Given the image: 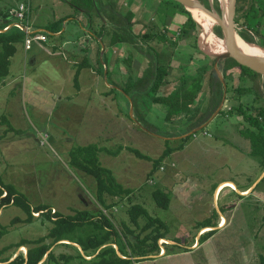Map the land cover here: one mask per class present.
I'll return each mask as SVG.
<instances>
[{
  "label": "rangeland",
  "instance_id": "obj_1",
  "mask_svg": "<svg viewBox=\"0 0 264 264\" xmlns=\"http://www.w3.org/2000/svg\"><path fill=\"white\" fill-rule=\"evenodd\" d=\"M26 1L30 2L28 18L15 20L28 26L30 31L40 32L36 29L59 18L62 8L80 22L82 29H87L90 18L99 23L95 12L91 13L92 16L83 14L65 0H0V9L11 8L13 13L20 2ZM210 2L214 5L213 1ZM193 13L198 19L203 14L201 11ZM181 17L170 23V33L184 26ZM74 19L63 22L61 35L51 34L47 42L35 40L31 50L25 49L24 42L18 43L9 74L0 77V179L14 184L33 205L46 203L53 207V212L59 210L70 214L76 209L97 210L101 205L97 201L95 179L72 167L69 155L78 146L92 143L104 146L111 152L100 153L102 164L112 169L120 183L134 190L122 201L116 197L108 199V203L118 202L117 211H113L115 215L112 216L109 210V216L116 225L123 221L129 223V206L141 203L151 214L168 222V238L173 242L167 243L175 244L167 249L164 244L167 240L161 238L159 253L140 261L132 257L130 264H258L259 254L264 253V180L252 193L242 195L236 188L225 186L218 196L215 194L223 181L233 180L238 189H243L263 173L256 157L250 154L244 136L238 131L237 123L241 118L231 112L230 118L219 114L204 128L187 135L188 138H179L177 136L181 133L177 126L165 121L166 107L161 104L156 116L146 117L152 131L148 130L137 120V111L131 114L129 97L119 90L108 92L113 86L109 82L114 78L111 72L107 80L102 68L97 76L90 70L83 71V92L76 96L74 68L69 64L67 53L54 56L48 50L57 41L62 44L74 37H83ZM203 19V23L198 20L200 33L204 28L207 33L217 36L206 22L205 13ZM235 25L238 31V24ZM216 38L220 42L221 37ZM200 45L204 49L203 44ZM122 46L119 43L114 47L107 46V53L111 54ZM64 48L75 53L73 43L63 45ZM35 55L38 60L33 64ZM79 56L82 55L74 57ZM51 59H55L59 66L54 68L48 64ZM93 60L89 58L88 61L92 63ZM100 63L101 67V55ZM259 82V88L255 89L246 78L248 87L240 95L230 91L225 108L238 105L240 101L255 105L264 102V87H261L262 80ZM44 134L48 136L43 137V144L41 137ZM179 145L182 148L158 160L168 146ZM126 147L139 149L151 159L140 158ZM116 150L118 152L114 153ZM156 188L165 189L171 195L169 208L157 205L153 196ZM34 215L38 219L33 222H13L16 217L24 220L27 214L13 204L0 209V229L7 227V232L0 238V250L6 248L0 260L14 257L20 251L27 253L28 244L20 247L16 244L48 233L52 222L39 218V212ZM210 216L212 224L218 226L217 232L201 243V235L210 229L202 230L199 224ZM222 217L225 222L220 225ZM140 223H144L143 218ZM114 246L119 250L117 244ZM52 248L57 257L77 254L75 248L58 243ZM68 264L88 262L75 258Z\"/></svg>",
  "mask_w": 264,
  "mask_h": 264
},
{
  "label": "trees",
  "instance_id": "obj_2",
  "mask_svg": "<svg viewBox=\"0 0 264 264\" xmlns=\"http://www.w3.org/2000/svg\"><path fill=\"white\" fill-rule=\"evenodd\" d=\"M70 3L76 10H83L87 14L95 12L100 27L102 30L96 29L97 22L93 19L89 20V29H94V34L101 36L103 31L106 30V36H110L106 39V51L102 55V74L106 75L107 80L109 74L112 72L109 68L112 57L107 53V46L114 47L117 43L128 44L131 46H137L139 49H144L147 44L148 51L153 49L157 50V44L161 42H172L171 37L168 35L169 28L164 30L157 29L155 31V25L152 26L149 31H145L140 34H134V11L127 9L125 11L120 10L118 7V0H65ZM137 0H130L134 2ZM146 3H151L154 8V13L158 14L160 19L164 17L162 24L166 27L170 18H173L178 12L186 15L187 19L184 22V26L180 30L175 31L174 36L179 38L190 37L193 44L198 47L197 40L200 34V25L193 18L192 13L186 9L182 4L174 0H140ZM206 6L209 7V0H200ZM216 10L220 13L219 0H213ZM21 3V2H20ZM19 3V4H20ZM19 6V5H18ZM101 14L108 19L106 24L104 23ZM207 22L213 31L220 37L223 36L222 29L218 24L214 23V20L209 15L205 14ZM68 17V16H67ZM67 17H62L51 21L44 34L50 36L57 32H60L63 27V22ZM18 22L15 20L11 8L0 9V77H5L10 72L11 58L14 56L17 50V44L25 41L26 32L13 25L6 29L9 25ZM235 22L238 24V34L248 42L256 43L264 47V0H237ZM203 29V28H202ZM166 31V32H165ZM159 36V37H155ZM202 43L205 48L215 53L222 52L224 46L219 42L214 41L202 31ZM259 37H262L259 38ZM175 38V40H176ZM156 39V43H155ZM161 53L155 51L150 52V64L146 68L144 74L140 78H134L131 73L124 76V85H120L118 82L112 83L110 93L113 90L121 91L125 96L129 97L133 104V112L137 111L139 118L137 120L143 126L145 125L148 130H151L150 124L146 120V114L149 112L151 106L155 103L164 104L168 115H183L187 122V126L180 130L181 134L191 132L197 127H200L207 122L216 109L219 107L224 92L226 90V100L230 91L241 94V91L248 87L246 85V78L252 77L254 79L253 87L258 89V83L262 80V86L264 87V76L241 66L233 58H225L218 61V67L223 73L225 84L219 78L215 70V57L211 58L210 62L204 63L199 67V73L192 78L187 84L186 76L189 74L188 70L184 71L179 77L180 83L178 86H174L172 89L161 90L162 86L170 82L168 78H172L171 70L174 66L169 62L165 64L160 58ZM118 61V57L116 58ZM106 65V66H105ZM83 63L77 66L74 74V85L77 89L80 88V69L83 67ZM106 69V70H105ZM209 74L210 78V92L204 94L203 81L206 74ZM237 75V77H236ZM238 79V84L236 81ZM261 93V91L259 90ZM262 96V93L260 94ZM232 96H234L232 94ZM264 100V99H263ZM235 113L243 121L240 126V133L248 138L251 142L250 154L256 157L257 161L261 165L262 171H264V102L259 105L251 104L249 102H239L238 105L232 104L229 108L224 107L220 110L219 114ZM218 114V115H219ZM152 131V130H151ZM189 136V135H188ZM188 136L186 138H188ZM169 139L167 140V142ZM140 158L151 157L144 154L139 149L133 147H126ZM182 148V145L177 147L168 146L161 157L164 158L174 152L176 149ZM102 151L111 152L104 146L97 144H88L78 146L70 151L69 163L72 167L80 170L95 179L97 189V201L101 205L99 209L94 210L90 208L76 209L74 213L65 214L59 210L53 212V207L46 203L33 205L29 198L21 192L14 184L5 183L0 179V209L9 204H13L22 209L27 217L23 220L20 217H16L13 222L24 221L33 222L38 219L34 215V212H39V218L42 220H48L52 222L48 233L45 236H41L34 240L23 239L17 243L16 246L20 247L28 244L27 253L23 251L18 252L14 257H6L0 260L1 264H68L75 258H80L88 262V264H130L132 257H136L138 261L144 260L153 253H159L161 245L159 240L161 238H168L169 224L166 220L157 215L150 213L148 208L141 203H132L128 208L129 223L125 221L116 225L112 219L115 215L112 212V216L107 215L103 208L110 209L116 206L118 202L108 203V199L119 198L122 201L125 197L130 196L133 193V189L125 187L120 183L112 169L104 166L100 160V153ZM117 153L118 151H113ZM158 162V161H157ZM155 162V165H157ZM264 180V177L261 179ZM257 186V185H256ZM256 186L251 191L254 192ZM153 196L157 205L161 208L167 209L171 203V195L162 188H156L153 190ZM144 219V223H140V219ZM264 223V216H263ZM203 229L208 226H215L212 224V216L204 220L199 224ZM202 229V230H203ZM7 232V227L3 226L0 229V238ZM216 229L207 230L201 235L200 242L208 241L215 233ZM50 239L51 241H47ZM61 240H70L72 242L81 245L84 254L72 243H63ZM180 242L177 239H174ZM73 247L77 250V254H61L57 257L54 249L55 244ZM114 244L118 245L122 257L118 254ZM167 249L175 244L164 243ZM6 250H0V255ZM167 251L164 253L166 254ZM87 256H93L88 259ZM259 263L264 264V253L259 254Z\"/></svg>",
  "mask_w": 264,
  "mask_h": 264
},
{
  "label": "crops",
  "instance_id": "obj_3",
  "mask_svg": "<svg viewBox=\"0 0 264 264\" xmlns=\"http://www.w3.org/2000/svg\"><path fill=\"white\" fill-rule=\"evenodd\" d=\"M121 1L124 2V5L121 4ZM155 1L159 2L160 0H155ZM103 3H105V0L103 1ZM29 4H30V2H29ZM118 4H119L118 7L122 11H125L127 9H131L134 11V15H135L133 18V21H134L133 32H134V34H140V33H143L145 31H149V29L154 25H155V29H154L155 31H157V29L164 30L165 28L167 30V28L170 29V27H169L170 23L173 21L174 18H178L179 16H182L181 17L182 23H184L187 19L185 14L178 12L173 18L169 19V22L165 27L162 24L164 17L162 19H160L159 15L154 13V11H153L154 8H153L151 3H146V2H143L140 0L134 1L132 3L130 2V0H118ZM60 11H61V16L59 18L68 16L64 20L65 23L71 19H74V17H72L70 13L65 12L66 11L65 8L60 9ZM81 12L83 14H87V12H84L83 10H81ZM89 15L92 16L91 14H89ZM101 16H102L104 23L106 24V22H108V19L106 18V16L104 17L102 14H101ZM59 18H57V19H59ZM196 19L198 20V18H196ZM54 20H56V19H54ZM54 20H52V21H54ZM74 20H75L76 25H78L80 28V25H79L80 22L77 19H74ZM50 22L51 21L46 23L44 26L38 27L36 30H39L41 33H45L44 30L46 29L47 25ZM81 24L83 25L82 21H81ZM88 25H89V22H88ZM100 26L101 25L97 22L95 30L99 31L98 28ZM180 29H181V27H178L175 31H178ZM80 30L83 32V33H81V34H83L82 35L83 37H77V38L74 37L72 40L70 39V40H67L66 42H62V44L60 43V41H57L55 44L50 45V47L48 49L49 52L51 53V55H54V56H57V55H60V54H63L64 52H66L69 64H70V66H72L74 68L73 69L74 74L76 72L77 66L80 63H83L84 66L80 69V75H79L80 88L76 89L77 90L76 96H79V94L81 92H83L82 91V85H81V76H82L84 70H90L92 75L97 76L99 74V71L101 69V67H100V64H101L100 63V55L102 58L103 53L106 51V37H110V36H106V30L103 31V34L101 36H99V34H98V36L95 35L93 32L94 29L90 30L88 28V26H87L86 30L82 29V28H80ZM100 30H102V29H100ZM62 33L63 32L60 31V32L55 33L54 35L59 36ZM74 33L77 34V32H74ZM174 33L168 32V35L166 36V37L172 38V42L174 43V45L171 44L170 42H161L159 45L157 44V50L159 51V53H161L160 58H162V61L165 64L171 62L172 66H174L173 70L170 69L171 74H172L171 75L172 78L171 79L168 78L170 80L168 85H167V79L165 80L166 83L162 86V89H161L162 91L167 90V89H172V88H174V86L175 87L178 86L180 83L179 77L181 76V74L184 71H187V70H188L189 74L186 76L185 80H187V84H189L190 80L198 75L197 73H199V67L204 63L210 62L211 58H209V57H212L202 49V47L199 43V37L197 40V45H198V47H197L193 44V41L191 40L190 37L177 39L174 36ZM155 37H159V36H155ZM50 38L51 37L48 36V40H50ZM175 38H176V40H175ZM47 41H44V42H47ZM71 43H73L74 47H75V53L74 54H72L70 50H67L65 48H64L65 50L62 49L63 45L65 47ZM155 43H156V39H155ZM103 45H104L105 49H104V52L102 53L101 51H102ZM145 45H146V46H144L145 48L141 50V49L137 48V46H131V45L128 46V44H126V45L123 44L121 49L113 50L111 52L110 56L112 57V60H111V64H110L109 68L112 71V76L114 78V79H112V82H118L120 85H124V79L123 78H124V76H127L129 73H131V75H133L134 78L142 77L146 68L149 67V64L151 61L150 60V52L155 53V51H157L156 49L148 51V49L146 48L147 44H145ZM32 48H33V46L28 50H31ZM76 55H82V56H79L78 58L74 57ZM87 56H88V59L86 60L85 58ZM71 57H72V60L70 59ZM117 57H118V61L116 60ZM89 58H93L95 60V66L93 65L94 60L92 63H90L88 61ZM37 60H38L37 55H35L32 63L36 64ZM48 64H50L54 68L59 66L58 62L55 61V59H51V61ZM96 69H97V71H96ZM73 78H74V76H73ZM247 80H248V84L254 82V79L252 77H247ZM248 84L246 83V85H248ZM203 92H204V94H209V92H210V78H209L208 73L206 74L205 79L203 81ZM104 94H106V91L104 92ZM110 96L112 97V99L115 98L113 95H110ZM160 105H161L160 103L153 104L151 106V109L148 112L149 114L147 113L148 115L146 117L149 116V117L153 118L154 116H156V114L160 110ZM162 105H164V104H162ZM184 115L185 114H183V115H174V114L168 115L167 110L165 108V115L164 116H166V117H164V119H165V121L171 122L174 125H176L177 130L180 131L181 129H183L187 126V122H185L184 119L182 120V117ZM230 116H231L230 113H227L225 115V117H227V118H230ZM237 125H238V131L240 132V126L242 125L241 121H239L237 123ZM171 129H173L172 126H171ZM189 133L182 134V135L180 134V136H177V137L183 138V137L189 135ZM172 138H176V137H172ZM243 138H244V140H246V142L248 144L247 146L251 149L250 140L246 137H243ZM258 178L256 180H258ZM255 181L252 182L246 188L239 189V190L243 193L247 192L254 185ZM226 184H231L232 185L231 187L238 188L233 180H227L225 182L223 181L216 191V196H218V193L221 189L225 188ZM222 219H223V217H222ZM203 230H207V229L205 228Z\"/></svg>",
  "mask_w": 264,
  "mask_h": 264
},
{
  "label": "water",
  "instance_id": "obj_4",
  "mask_svg": "<svg viewBox=\"0 0 264 264\" xmlns=\"http://www.w3.org/2000/svg\"><path fill=\"white\" fill-rule=\"evenodd\" d=\"M180 4H182L186 9H188L191 13L193 18L200 24V22L196 19V17L194 16V13L192 12L193 9H198L199 11L209 15L210 17L213 18L214 23L218 24L221 29H222V33L223 36L221 38H219L220 40V45L224 46V50L222 52L219 53H215L213 51L208 50V48L202 49L209 54L212 57L216 58V62H215V70L219 76V78L222 80V82L225 84V80L223 77V73L221 72L220 68L218 67V61L221 59H225V58H233L235 59L241 66H244L248 69H251L261 75L264 76V56H256V55H252L249 53H246L244 50L241 49V47L238 44V39L235 37V35L238 33L236 30V25H235V15H236V5H237V0H227V12L226 15L223 14V10H222V5L223 0H219L220 1V13L216 10L215 6L209 2V7L206 6L202 1L200 0H174ZM209 1H213V0H209ZM14 24L17 23H13L11 25H9L6 29L7 30L9 27L13 26ZM201 25V24H200ZM22 29L25 31V27L22 26ZM1 31V30H0ZM217 35V34H216ZM239 35V34H237ZM202 33H200L199 36V42L202 43ZM218 36V35H217ZM216 36V37H217ZM220 37V36H218ZM252 43V42H250ZM203 44V43H202ZM257 45L260 48H263V46L256 44V43H252ZM104 45L102 46V53L104 52ZM225 101H226V90L224 92L223 95V99L219 105V107L216 109V111L213 113V115L210 117V119L204 124L201 125L200 127L194 129L192 132H190L189 134H192L202 128H204L206 126V124L208 122H210L215 116H217L220 112V110L224 107L225 105ZM133 113V104L131 103V114ZM264 177V171L261 174V176L258 178V180L255 181L254 185L250 188V190L248 192H246L245 194L250 193L254 187L261 181V179ZM237 191L243 195V192H241L238 188H236ZM216 194V193H215ZM216 198V197H215ZM206 228V227H205ZM208 228L210 230L213 229H217L218 226H208ZM167 242H173L170 239L164 238ZM63 242V243H73L74 245L78 246V248L80 249V251L84 254V251L81 247V245H79L78 243L72 242L70 240H61L58 243ZM117 252L120 256L125 257L122 255V253H120V251L117 249ZM93 256H87L88 259L92 258ZM152 257V256H150Z\"/></svg>",
  "mask_w": 264,
  "mask_h": 264
},
{
  "label": "built area",
  "instance_id": "obj_5",
  "mask_svg": "<svg viewBox=\"0 0 264 264\" xmlns=\"http://www.w3.org/2000/svg\"><path fill=\"white\" fill-rule=\"evenodd\" d=\"M30 14V6H29V2L26 1V2H21L19 4V6L17 7L16 10L13 11V16L15 18H18V19H21V20H24L26 18H28ZM17 24H14L20 28H22V26L25 27V32H26V37H25V41H24V46L25 48L28 50L32 47L33 45V42L35 40H39V41H47L48 40V37L46 34L44 33H41V32H36V31H30L29 27L28 26H25L22 22H16ZM47 134H44L41 138L43 139V141L41 143L44 142V138H47ZM44 137V138H43ZM44 144V143H43ZM116 207V206H113L112 208L110 209H107V208H103V211L109 215V210L111 211V213L113 211H117V207H116V210H113V208Z\"/></svg>",
  "mask_w": 264,
  "mask_h": 264
},
{
  "label": "bare ground",
  "instance_id": "obj_6",
  "mask_svg": "<svg viewBox=\"0 0 264 264\" xmlns=\"http://www.w3.org/2000/svg\"><path fill=\"white\" fill-rule=\"evenodd\" d=\"M223 3L224 4L222 5V10H223V14L226 15V12H227V7H226L227 0H223ZM194 11H197L198 12L199 10L198 9H194ZM203 16H204V13L201 16V19H198L202 23L205 22V19H203ZM203 31L205 32V34L207 36H209L210 38H212L214 41H217L216 40L217 39L216 36L207 33V31L204 30V28H203ZM237 34L235 35V37L238 39V44H239V46L241 47L242 50H244L246 53H249V54H252V55L264 56V49L263 48H260L257 45L252 44V43L246 41L240 35H237ZM226 186H230L231 187L232 185L231 184H226ZM224 222H225V219L223 218V220L220 222V225H222Z\"/></svg>",
  "mask_w": 264,
  "mask_h": 264
}]
</instances>
